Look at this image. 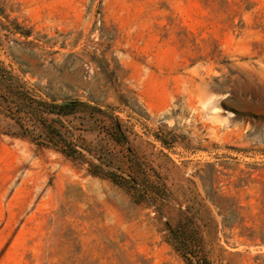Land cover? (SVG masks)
I'll use <instances>...</instances> for the list:
<instances>
[{
  "label": "rangeland",
  "instance_id": "rangeland-1",
  "mask_svg": "<svg viewBox=\"0 0 264 264\" xmlns=\"http://www.w3.org/2000/svg\"><path fill=\"white\" fill-rule=\"evenodd\" d=\"M0 264H264V0H0Z\"/></svg>",
  "mask_w": 264,
  "mask_h": 264
},
{
  "label": "trees",
  "instance_id": "trees-1",
  "mask_svg": "<svg viewBox=\"0 0 264 264\" xmlns=\"http://www.w3.org/2000/svg\"><path fill=\"white\" fill-rule=\"evenodd\" d=\"M13 31L15 33L22 35L21 32H18L19 31L18 28H13ZM76 105L77 104L75 102H70L68 100H65L62 101L60 104H55L52 107V113L57 116H67L76 111V107H75Z\"/></svg>",
  "mask_w": 264,
  "mask_h": 264
}]
</instances>
